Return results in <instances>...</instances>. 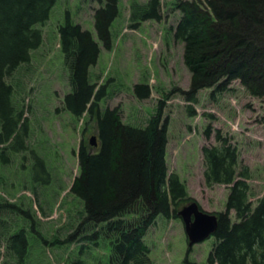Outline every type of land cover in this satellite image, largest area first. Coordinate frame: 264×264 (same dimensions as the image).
<instances>
[{
  "label": "trees",
  "instance_id": "obj_1",
  "mask_svg": "<svg viewBox=\"0 0 264 264\" xmlns=\"http://www.w3.org/2000/svg\"><path fill=\"white\" fill-rule=\"evenodd\" d=\"M57 1L0 0L2 152L25 150L27 122L8 79L42 43L38 25L48 20ZM94 1L96 39L90 31L68 19L58 28L70 90L64 96V108L74 118L94 119L97 146L80 142L78 174L69 187V192L83 202V210L79 212L82 221L76 228L73 225L72 233L61 243L55 236L50 244L97 245L99 239H107L108 264H156L149 258L150 251L144 242L147 228L159 215L179 218L178 209L194 200L188 197L179 176L168 172L167 119L162 117L161 101L144 126L123 123L118 106L100 107L101 100L112 96L106 85L91 81L89 69L97 62L99 44L107 50L112 48L110 26L118 14V0ZM172 5L180 17L170 32L182 43V61L190 75L188 88L182 91L186 99L194 101L203 89L212 90L213 95L222 93L232 81H238L250 96L264 101V0H176ZM162 18L160 0L131 1L129 28ZM150 92L147 84L133 86L139 100L148 98ZM209 131L207 127L206 137ZM214 139L216 145L201 149L203 180L207 186L229 187L224 210L214 213L217 227L212 236L216 241L207 264H264V193L252 206L250 171L239 165L237 147L219 130L215 131ZM36 161L43 163L39 157ZM41 167L49 176V169L42 164ZM0 207L15 209L10 203ZM36 207L42 215L41 206ZM232 212L234 221L230 218ZM26 214L31 216L28 210ZM23 229H18L14 237L6 236L12 253L8 255L13 258V239L22 242L23 252L28 249ZM188 254L189 249L182 264H196L189 260ZM17 263L20 264L18 260ZM66 264L86 263L73 255Z\"/></svg>",
  "mask_w": 264,
  "mask_h": 264
},
{
  "label": "rangeland",
  "instance_id": "obj_2",
  "mask_svg": "<svg viewBox=\"0 0 264 264\" xmlns=\"http://www.w3.org/2000/svg\"><path fill=\"white\" fill-rule=\"evenodd\" d=\"M131 1L118 0V14L110 26L112 48L107 50L99 44L97 62L89 69L91 81L106 85L112 96L101 100L100 107L118 106L123 123L144 126L161 101L162 117L167 119L168 172L179 176L188 197L207 214L223 211L228 194L229 186H207L203 180L201 149L216 145L215 131H221L237 147L239 165L250 171L249 200L254 206L264 193V101L250 96L238 81H232L222 93L213 95L212 90L203 89L194 101L187 100L182 91L187 90L190 75L182 61V43L170 32L180 17L172 5L176 0H160L161 21L146 20L135 29L128 27ZM96 7L94 0H58L48 20L38 25L42 43L8 79L22 106L28 136L23 140L25 150L15 153L0 149V205L15 206L12 210L0 207V264H18L17 260L20 264H66L73 255L86 264H108L107 239H99L97 245L50 244L55 236L61 243L72 233L73 225L76 228L82 221L79 212L83 202L69 192V187L78 174L80 142L88 143L96 136L94 119L74 118L64 108V96L70 90L58 28L68 19L96 39ZM143 83L151 92L139 100L133 86ZM207 127L211 129L208 137ZM38 157L44 164L36 161ZM41 164L49 169V176ZM37 204L42 215L36 210ZM230 218L234 221L233 212ZM18 229L24 230L28 249L23 252L22 242L13 239V258L8 255L12 253L6 236L14 237ZM185 235L180 218L157 216L144 236L149 258L156 264H182L189 249L190 261L207 264L215 237L191 246Z\"/></svg>",
  "mask_w": 264,
  "mask_h": 264
},
{
  "label": "water",
  "instance_id": "obj_3",
  "mask_svg": "<svg viewBox=\"0 0 264 264\" xmlns=\"http://www.w3.org/2000/svg\"><path fill=\"white\" fill-rule=\"evenodd\" d=\"M89 144L93 147L97 145L94 136L89 138ZM178 216L183 222L189 245L206 239L215 232L217 227L216 216L204 214L195 202L189 203L179 210Z\"/></svg>",
  "mask_w": 264,
  "mask_h": 264
},
{
  "label": "bare ground",
  "instance_id": "obj_4",
  "mask_svg": "<svg viewBox=\"0 0 264 264\" xmlns=\"http://www.w3.org/2000/svg\"><path fill=\"white\" fill-rule=\"evenodd\" d=\"M192 202H195V201H192ZM192 202H190V203H192ZM203 213H204V212H203ZM204 214H207V213H204ZM208 215H209V214H208ZM185 234H186V235H185V236H186V239H188V238H187V233H186V232H185ZM212 234H213V233H212ZM212 234H211L210 236H212ZM210 236H209V237H210ZM209 237H207V238H209ZM207 238H206V239H207ZM204 240H205V239H204ZM204 240H202V241H200V242H198V243H201V242H203Z\"/></svg>",
  "mask_w": 264,
  "mask_h": 264
}]
</instances>
